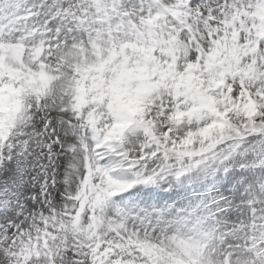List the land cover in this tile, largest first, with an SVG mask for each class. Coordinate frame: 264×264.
<instances>
[{"label":"snow or ice","instance_id":"1","mask_svg":"<svg viewBox=\"0 0 264 264\" xmlns=\"http://www.w3.org/2000/svg\"><path fill=\"white\" fill-rule=\"evenodd\" d=\"M0 264H264V0H0Z\"/></svg>","mask_w":264,"mask_h":264}]
</instances>
